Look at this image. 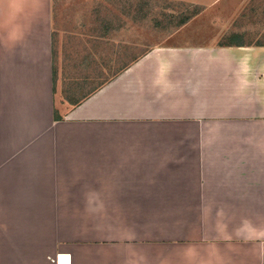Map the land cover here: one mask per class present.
Here are the masks:
<instances>
[{"label":"crops","instance_id":"0c3cea01","mask_svg":"<svg viewBox=\"0 0 264 264\" xmlns=\"http://www.w3.org/2000/svg\"><path fill=\"white\" fill-rule=\"evenodd\" d=\"M54 3L0 0V264H264V44L198 13L94 88Z\"/></svg>","mask_w":264,"mask_h":264},{"label":"rangeland","instance_id":"374dc122","mask_svg":"<svg viewBox=\"0 0 264 264\" xmlns=\"http://www.w3.org/2000/svg\"><path fill=\"white\" fill-rule=\"evenodd\" d=\"M54 1L57 15L66 18L67 12H71L72 25L78 32L87 27L91 33L94 88L149 49L164 43L183 21L196 18L198 13L201 14L191 25L202 28L198 32L207 34L206 38L224 44L235 39L244 44H264V0H225L215 7L206 6L210 2L198 5L193 0ZM73 37L76 54L82 56L77 59L80 61L85 53L88 57L90 46L87 41L85 50L84 37L81 40L79 33ZM80 71L84 67L80 66Z\"/></svg>","mask_w":264,"mask_h":264},{"label":"trees","instance_id":"16d2710c","mask_svg":"<svg viewBox=\"0 0 264 264\" xmlns=\"http://www.w3.org/2000/svg\"><path fill=\"white\" fill-rule=\"evenodd\" d=\"M189 19H186L185 21H183L178 27L184 25Z\"/></svg>","mask_w":264,"mask_h":264}]
</instances>
